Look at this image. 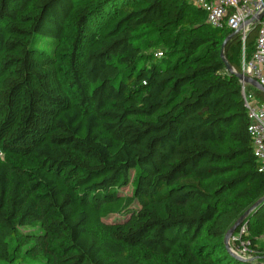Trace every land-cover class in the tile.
<instances>
[{
	"label": "trees",
	"instance_id": "16d2710c",
	"mask_svg": "<svg viewBox=\"0 0 264 264\" xmlns=\"http://www.w3.org/2000/svg\"><path fill=\"white\" fill-rule=\"evenodd\" d=\"M230 33L190 0H0V260L170 264L185 245L191 264H264V201L237 229L257 257L225 244L264 195Z\"/></svg>",
	"mask_w": 264,
	"mask_h": 264
},
{
	"label": "built area",
	"instance_id": "2783aa9c",
	"mask_svg": "<svg viewBox=\"0 0 264 264\" xmlns=\"http://www.w3.org/2000/svg\"><path fill=\"white\" fill-rule=\"evenodd\" d=\"M190 2L206 13L207 22L211 26L227 28L231 33L237 31V34L241 35L242 72L264 85V0H190ZM253 31H256L255 49L249 55L246 43ZM158 54L162 55V52ZM241 82L253 153L260 162L259 170L264 172V102L248 89L249 84ZM244 227L245 225L232 236L231 239L238 246L237 249L232 248V251L242 257L255 258L257 256L251 248V239H243Z\"/></svg>",
	"mask_w": 264,
	"mask_h": 264
},
{
	"label": "rangeland",
	"instance_id": "374dc122",
	"mask_svg": "<svg viewBox=\"0 0 264 264\" xmlns=\"http://www.w3.org/2000/svg\"><path fill=\"white\" fill-rule=\"evenodd\" d=\"M87 5L81 6L76 10V15L77 13L81 12L83 9L86 8ZM75 33L76 31L73 33V30H71L68 34V36L65 38V40L62 42L61 45L57 46V50L56 53L58 55V59H59V66L62 70L63 76L65 78H67L69 76V68H70V59H71V47H72V43L74 41V37H75ZM82 68V66H81ZM83 75V74H82ZM88 89H90V86H87ZM3 160H6V156L5 155H1ZM136 172L133 171L131 174V182L128 186L124 187L122 189V192L124 195H131L133 194L134 191V186H135V178H136ZM227 178V177H225ZM223 179V178H221ZM232 195V193H231ZM227 198H223L222 199V204L226 203ZM114 218H109L107 220H105L108 223H111L113 221ZM249 234L248 231V227L247 225H245L242 236L243 239H247V235ZM62 245H64V242H60ZM258 246L262 247L264 249V234L258 238ZM230 247L231 249H237V243H235L234 240H230ZM194 246H185L182 245L180 247H178L176 249V251L167 257H163L162 260L169 262L170 264H191L190 262V255L192 253ZM58 259H61V257L59 256ZM26 261L30 262L33 261L32 257H27ZM55 260L51 259L50 263L54 264ZM0 264H5L4 261L0 260Z\"/></svg>",
	"mask_w": 264,
	"mask_h": 264
},
{
	"label": "water",
	"instance_id": "95a60500",
	"mask_svg": "<svg viewBox=\"0 0 264 264\" xmlns=\"http://www.w3.org/2000/svg\"><path fill=\"white\" fill-rule=\"evenodd\" d=\"M237 34V31H234L232 33H230L227 38L225 39V41L222 44V48H221V56L222 59L227 67V70L230 71L231 73H235L237 74V76L240 78L241 81L252 85L253 87H255L256 89L260 90L261 92L264 93V85H262L261 83H259L256 79L245 75L243 72H238L235 70V68L232 66V64L228 61V59L226 58L225 55V46L227 44V42L234 37ZM264 201V195L259 198L256 202H254L242 215L241 217L236 221V223L233 225V227L228 231L226 237H225V244L226 247L228 249V251L230 253H232L233 255L239 257V258H243L244 257L236 254L235 252L232 251L231 247H230V240L232 238V236L234 235V233L237 231V229L243 224V222L249 217V215L258 208V206Z\"/></svg>",
	"mask_w": 264,
	"mask_h": 264
}]
</instances>
